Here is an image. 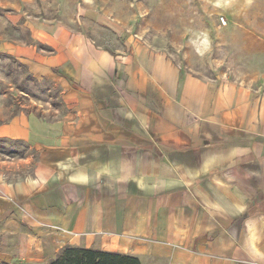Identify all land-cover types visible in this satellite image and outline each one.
<instances>
[{"label": "crops", "instance_id": "obj_1", "mask_svg": "<svg viewBox=\"0 0 264 264\" xmlns=\"http://www.w3.org/2000/svg\"><path fill=\"white\" fill-rule=\"evenodd\" d=\"M0 52L64 106L0 124L1 141L26 148L0 160V263L76 246L142 264H264V99L61 22L25 20Z\"/></svg>", "mask_w": 264, "mask_h": 264}, {"label": "rangeland", "instance_id": "obj_2", "mask_svg": "<svg viewBox=\"0 0 264 264\" xmlns=\"http://www.w3.org/2000/svg\"><path fill=\"white\" fill-rule=\"evenodd\" d=\"M25 20L65 23L119 52L143 45L184 74L264 99V0H0V44ZM63 108L51 81L0 52V124L19 113L51 119ZM24 154L21 143L0 140V160Z\"/></svg>", "mask_w": 264, "mask_h": 264}, {"label": "trees", "instance_id": "obj_3", "mask_svg": "<svg viewBox=\"0 0 264 264\" xmlns=\"http://www.w3.org/2000/svg\"><path fill=\"white\" fill-rule=\"evenodd\" d=\"M5 264V263H0ZM46 264H142L133 256L105 250L80 248L76 246L63 247Z\"/></svg>", "mask_w": 264, "mask_h": 264}]
</instances>
